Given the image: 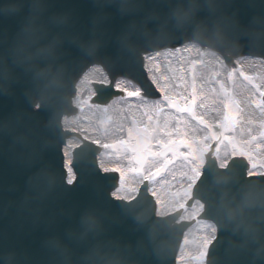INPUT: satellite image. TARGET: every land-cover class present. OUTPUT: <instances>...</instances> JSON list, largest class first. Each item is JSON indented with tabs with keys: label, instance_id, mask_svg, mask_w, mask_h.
I'll use <instances>...</instances> for the list:
<instances>
[{
	"label": "water",
	"instance_id": "95a60500",
	"mask_svg": "<svg viewBox=\"0 0 264 264\" xmlns=\"http://www.w3.org/2000/svg\"><path fill=\"white\" fill-rule=\"evenodd\" d=\"M30 3L17 14L14 0H0V264H176L193 221L178 222L181 210L157 216L147 182L129 201L114 198L118 173L101 171V147L64 130L62 117L76 112L77 81L94 63L102 64L111 82H94L91 102L106 105L124 94L114 87L118 76L135 80L145 95L158 96L143 54L195 37L181 30L165 44L127 50L119 35L128 18L109 0H46L48 12L66 17V23L33 40L24 31ZM153 6L163 10L166 0H152L148 7ZM221 7L242 22L264 15V0H222ZM55 33L62 43L50 56L41 49ZM93 41L100 44L94 52L88 48ZM211 49L228 65L241 55L264 57V46ZM72 135L83 143L73 150L76 177L69 184L63 145ZM148 144L139 136L128 145L137 171L151 154ZM249 166L245 157H234L220 168L211 151L206 154L187 201L188 206L195 199L204 202L199 218L217 227L205 264H264V174L248 175Z\"/></svg>",
	"mask_w": 264,
	"mask_h": 264
},
{
	"label": "rangeland",
	"instance_id": "374dc122",
	"mask_svg": "<svg viewBox=\"0 0 264 264\" xmlns=\"http://www.w3.org/2000/svg\"><path fill=\"white\" fill-rule=\"evenodd\" d=\"M208 54H213V52H208ZM194 58L189 61L185 59L181 65L183 66L182 70L186 79L185 93L182 97L164 100L163 95H161L159 99H148L141 93L136 92L132 84H127L129 90H125L126 95L119 97L107 106L92 105L89 102V98H85L84 104L87 105L88 109L92 108L95 110L98 116L93 126L98 131V139L102 142L103 151L99 155V162L104 169L110 168L107 166L110 159L116 160L117 163L123 160L121 168L124 167V172L136 179L148 176L153 167L163 162L166 163V169L151 179L152 187H159L162 183L165 184L169 180L168 177H174L176 172L181 174L184 168L189 169L188 175L191 173V168L193 169L192 172L198 171L203 164L204 154L209 148V142L217 139L219 140L217 156L222 162H225L228 158L227 156L231 154H244L249 156L254 172L264 171V155L261 153V147L264 143V120L262 116L264 113V103L262 101L264 82L260 83L258 81L259 75L241 77L234 70L229 74L228 69L224 65L219 67L215 65L214 68H211L204 65V61L200 56H194ZM174 62H176L177 67V60ZM163 77L165 78L166 75H163ZM163 80L159 82L157 79V83L165 91L167 85H165L166 82L163 83ZM207 81H209V84L206 86L212 88L207 89L203 86ZM204 91L211 92L208 95L207 103L214 102L215 117L202 116L199 111L200 95ZM139 100L142 102H155L153 103L154 105L149 107V109L151 108L150 115H146V118L130 116L121 127L120 134L112 136L109 129L110 123L115 118L114 112H111L112 106L117 103L119 106H129ZM189 102H192L191 109L188 108ZM224 105L231 106L229 107L230 115L226 112V119L220 126V131L214 132L211 130L213 127L212 121L222 117ZM246 110H252L251 115L253 113L260 114V118L254 119L252 116H248L249 114L245 117ZM163 113L171 115L179 125L181 123L182 125L184 123H192L193 126H191L201 131L203 137L199 133L196 138L194 136L190 137L191 134L189 133L188 135L186 133L183 125L182 130L177 129L173 136L160 138L158 129L162 126L161 118ZM139 133H143L151 139L149 148L153 150L154 154L149 157L146 163L147 166L145 165L146 167L144 166L141 172H136L133 152L128 149L127 144L132 143ZM165 148L170 149L166 153L161 154V151ZM183 180L182 176H180L177 182L182 184L184 183ZM175 189L178 191L170 194V199L167 203H160L162 204L160 205L162 206L160 208L162 212L167 207L172 209L174 205L189 195L191 186L180 187L177 185ZM154 191L155 196H157L159 194L158 188ZM197 208L198 204L193 207L194 210ZM189 214L191 213L189 212ZM199 224L192 227L188 235L185 236L181 251L183 248L184 252L187 249L191 251L196 246L200 250L190 257L184 256V253L179 254L178 260L181 264H192L194 262H203L204 260V254H206L207 249L201 251V248L206 244V241L202 240V242L198 243L195 235L199 231L210 230L212 226L206 223L205 226L200 228L202 225ZM202 238L205 237L201 236L199 240Z\"/></svg>",
	"mask_w": 264,
	"mask_h": 264
},
{
	"label": "bare ground",
	"instance_id": "6f19581e",
	"mask_svg": "<svg viewBox=\"0 0 264 264\" xmlns=\"http://www.w3.org/2000/svg\"><path fill=\"white\" fill-rule=\"evenodd\" d=\"M208 52H213V54H208ZM194 56H200L204 61L203 62L204 65L207 67L214 68L215 65H217V67L224 65V67L227 68L228 71L234 70L240 74H244V73L247 74L249 72H252V73L258 72L259 73L258 81L260 83L264 82V57L247 56V57L237 58L236 63H234L233 66L228 67L226 64H224L223 59L218 54V52L212 49H209L208 47L204 48L200 46L199 44L186 43L184 45L177 46L173 49L166 48L161 51L152 52L150 54L144 55V61H145L144 65L146 66V69L148 71L150 78L153 80L154 84L158 87L161 95H163L164 100L182 97V95L185 93L186 79L184 77V73L182 70L183 66L181 65L185 59H187L186 61L195 59ZM175 60H177L178 62L177 67H176V62H174ZM163 75H166V77L164 78ZM157 79L159 82L162 79H164L163 83L166 82L165 85H167L166 87L164 86L166 89L165 91H163L160 84L157 83ZM93 80L103 81L107 83L109 82V77L106 74V72L103 70V68L97 65L90 66V68L85 72L84 77L80 79L79 84H77L78 87H77L76 93L73 98V104L76 106L77 110L72 115L64 116L63 122H64L65 127H68L73 131L77 130L78 132L82 133V135L85 138L93 139L99 144H102V142L98 139L99 138L98 131L93 126V123L96 122L98 119L96 111L93 110L92 108L88 109L87 105L84 104L85 98H90L94 93L93 87H92ZM126 80L129 82H127ZM114 84L117 89H122L123 91L129 90L127 84L129 85L132 84L134 86L135 91L138 93H141L140 87L135 82H133L132 79L130 78L119 76L116 78V81H114ZM208 84H209V81H207L205 85L203 86H205L207 89L212 88L210 86L207 87L206 85ZM210 93L211 92L204 91L200 95L201 100L199 101L198 107H199V111L201 112L202 116L215 117L216 111L214 107V102L207 103V98ZM116 99L118 98H115L111 103H113ZM148 99H151V98H148ZM153 103L155 102H148V101L142 102L139 100L136 103L130 104L129 106H126V105L119 106L118 103L116 105H113L111 112H114L115 118L110 123V127H109L111 135L112 136L119 135L121 131V127L124 125L125 121H127L130 118V116L134 115L136 118L139 116L142 118H146V115H150L151 108L149 109V107H151V105H154ZM246 111H247L246 112L247 114L245 113V117H247V115L249 114L248 116H252L254 119L260 118V114L253 113L251 115V113L253 112L252 110L251 111L246 110ZM141 114H143V116H141ZM262 116L264 120V113L262 114ZM161 122H162V126L161 128L158 129L159 131L158 136L160 138H166L171 135L173 136L176 133L177 129H179L180 131L182 130L183 125H184L183 129H185L186 133L188 135L189 133L191 134L190 137L194 136L196 138L198 137V133L200 134V136L203 137V133H201V131H198L196 128L192 127L193 126L192 123L191 124L184 123L183 125L181 123L179 125L178 122L175 121V119H173L171 115L169 114L163 113ZM195 133L196 135H194ZM78 143L79 141L77 139L76 140L70 139L68 140V144L64 147L67 169L71 168L70 161H71L72 145L74 146ZM210 144L211 143L209 142V145ZM215 148L216 147H214V149L211 150V153L212 155L217 156V149ZM102 151H103V147L100 151V154L102 153ZM261 151H262L261 152L262 155H264V143H263V146L261 147ZM147 161L148 160H146L145 162L146 166H147L146 164ZM122 162L123 160L117 163L116 160L110 159V162H108L107 164V166L110 168L109 169H107L106 167L105 168L107 170H116L120 173L119 186L116 187L114 191L115 194L117 196H123V197L130 198L136 193L139 182L141 181L142 178L140 177V178L135 179L133 176L127 175L124 172L125 168L124 167L121 168ZM221 162L222 160H220V163ZM221 165H223V162ZM190 170H191L190 175H188L189 169H186V168L183 169L181 174H179V172H176L174 177H168L169 180L165 184L162 183L159 187L157 186L152 187V183L150 184L151 192L155 193L154 190L156 188H158V191H159V194H157L156 196L159 202L157 211H156L157 214H163L165 212V211L164 212L161 211L160 208L162 206L160 205H162L163 203H167L168 200L170 199V194L178 191L175 189L177 185H179L180 187H186L187 185L192 184L196 181L197 177L200 174V169H198V171L196 172H192L193 170L192 168ZM180 176H182V179H184L183 180L184 183L182 184H179L177 182ZM184 177L187 179H185ZM68 178H72V179L74 178V174L72 170H71V174H68ZM185 200L186 198L182 199V201H180L178 204V208L183 209L182 216L184 217L193 216L195 217V219H198L196 216L202 210V204L198 203V208L196 210L191 209L190 211L191 214H189L187 213V209L185 207ZM167 209H169V207H167L165 210ZM198 220L200 221H197L195 225H198L200 223L199 225H202L200 226V228L206 225L205 221H201V219H198ZM210 225L212 226L210 230H207V231L202 230L196 233L195 235V238L198 243L202 242V240L206 241V244H204L202 248L200 247L201 251L206 250L207 242H209L215 234L214 225L213 224H210ZM190 230L186 233V236L188 235ZM201 236L205 238H202L201 240H199ZM195 249H192L191 251L187 249L184 252V248H183L180 255L184 253V256L190 257L193 254L197 253L198 250H200L197 248V246L195 247ZM206 260H207V255L204 254L203 262H205Z\"/></svg>",
	"mask_w": 264,
	"mask_h": 264
},
{
	"label": "clouds",
	"instance_id": "9594fccd",
	"mask_svg": "<svg viewBox=\"0 0 264 264\" xmlns=\"http://www.w3.org/2000/svg\"><path fill=\"white\" fill-rule=\"evenodd\" d=\"M120 15L127 17L119 41L127 50H139L156 44L170 42L183 30L193 43H200L211 49L220 44L243 50L253 46H264V15H254L248 22L240 21L234 14L222 10V0H166V8L148 7L152 0H109ZM29 0H14L17 14L25 13ZM66 23V17L48 12L46 0H31L25 15L24 31L33 40L48 35L58 26ZM62 43L59 33L41 49L47 55H54ZM100 47L98 41L88 45L90 51Z\"/></svg>",
	"mask_w": 264,
	"mask_h": 264
},
{
	"label": "snow or ice",
	"instance_id": "6c2138e0",
	"mask_svg": "<svg viewBox=\"0 0 264 264\" xmlns=\"http://www.w3.org/2000/svg\"><path fill=\"white\" fill-rule=\"evenodd\" d=\"M229 107H231V106H229ZM67 170H68L69 174H71V168H68ZM250 174H251V173H250ZM67 183H69V184L74 183V179L69 178V179L67 180ZM113 196H114V198H115V193H113Z\"/></svg>",
	"mask_w": 264,
	"mask_h": 264
}]
</instances>
